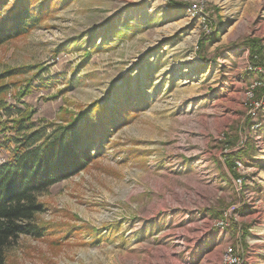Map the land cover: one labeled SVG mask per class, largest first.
<instances>
[{
    "label": "rangeland",
    "instance_id": "obj_1",
    "mask_svg": "<svg viewBox=\"0 0 264 264\" xmlns=\"http://www.w3.org/2000/svg\"><path fill=\"white\" fill-rule=\"evenodd\" d=\"M30 2L43 20L0 47L6 105L48 134L96 103L117 121L7 264H264V0Z\"/></svg>",
    "mask_w": 264,
    "mask_h": 264
},
{
    "label": "trees",
    "instance_id": "obj_2",
    "mask_svg": "<svg viewBox=\"0 0 264 264\" xmlns=\"http://www.w3.org/2000/svg\"><path fill=\"white\" fill-rule=\"evenodd\" d=\"M2 8L0 4V47L29 33L44 18L42 10H34L30 0H17L5 15ZM12 74L0 75V110L8 117H17L12 127L0 124V151L9 154L7 163L0 164V264H7V252L21 237L42 239L48 234L46 227L36 222L45 211L37 196L57 182L80 174L97 159L98 149L93 153L91 148L93 133H101L95 140L99 144L106 126L117 121L115 114L96 103L82 115V125L76 118L52 134L46 129L36 131L29 124L28 112L8 107L4 101L9 86L3 82ZM90 128L93 133H89Z\"/></svg>",
    "mask_w": 264,
    "mask_h": 264
},
{
    "label": "built area",
    "instance_id": "obj_3",
    "mask_svg": "<svg viewBox=\"0 0 264 264\" xmlns=\"http://www.w3.org/2000/svg\"><path fill=\"white\" fill-rule=\"evenodd\" d=\"M221 229L225 228V225L221 222L218 224ZM240 257L233 248H227L224 252L222 264H240Z\"/></svg>",
    "mask_w": 264,
    "mask_h": 264
},
{
    "label": "crops",
    "instance_id": "obj_4",
    "mask_svg": "<svg viewBox=\"0 0 264 264\" xmlns=\"http://www.w3.org/2000/svg\"><path fill=\"white\" fill-rule=\"evenodd\" d=\"M221 233V231H219ZM203 234V235H202ZM202 238H198L199 243H201L202 241H204V245L207 249H209L210 247H212L213 244V240H212V231L209 230V232L207 231V234L203 231L201 233ZM223 246V245H221ZM204 258H206V255L204 256Z\"/></svg>",
    "mask_w": 264,
    "mask_h": 264
}]
</instances>
